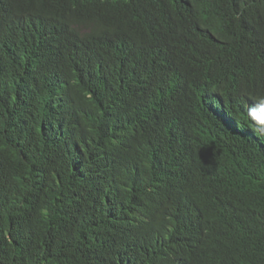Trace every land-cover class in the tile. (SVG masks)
<instances>
[{"label":"trees","instance_id":"16d2710c","mask_svg":"<svg viewBox=\"0 0 264 264\" xmlns=\"http://www.w3.org/2000/svg\"><path fill=\"white\" fill-rule=\"evenodd\" d=\"M264 0H0V264H264Z\"/></svg>","mask_w":264,"mask_h":264},{"label":"clouds","instance_id":"9594fccd","mask_svg":"<svg viewBox=\"0 0 264 264\" xmlns=\"http://www.w3.org/2000/svg\"><path fill=\"white\" fill-rule=\"evenodd\" d=\"M247 114L253 122L254 130L264 135V98L250 106Z\"/></svg>","mask_w":264,"mask_h":264}]
</instances>
